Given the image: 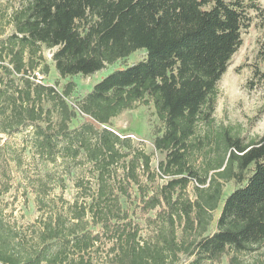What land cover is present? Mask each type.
Returning <instances> with one entry per match:
<instances>
[{
    "label": "trees",
    "instance_id": "trees-1",
    "mask_svg": "<svg viewBox=\"0 0 264 264\" xmlns=\"http://www.w3.org/2000/svg\"><path fill=\"white\" fill-rule=\"evenodd\" d=\"M262 11L258 0L0 4V132L30 129L42 160L90 167L85 181L75 180L72 201L40 220L30 243L0 206V264H215L228 251L264 245V134L245 142L222 132L212 176L189 161L190 148H199L190 143L196 125L212 119L216 83ZM43 48L61 78L91 75L137 50L145 55L71 102L72 81L61 90L34 81ZM139 102H150L162 124L152 148L167 178L156 189L146 183L155 175L152 152L111 127ZM229 180L236 186L224 195Z\"/></svg>",
    "mask_w": 264,
    "mask_h": 264
},
{
    "label": "rangeland",
    "instance_id": "rangeland-1",
    "mask_svg": "<svg viewBox=\"0 0 264 264\" xmlns=\"http://www.w3.org/2000/svg\"><path fill=\"white\" fill-rule=\"evenodd\" d=\"M263 8L262 13L255 17L252 25L243 31L242 44L232 55L226 71L216 83L215 108L212 119L208 123L199 122L190 143L189 161L199 174L209 170L215 159L222 153L221 134L226 130L241 137L245 142L257 139L264 134V0H258ZM5 8L16 4V0H0ZM5 26V20L1 27ZM0 27V28H1ZM10 27H5V33ZM43 62L35 69V75L40 76L39 82L55 85L58 90L67 81L74 83L70 101L84 95L91 86L114 69L130 65L145 55L143 50H137L128 57L106 64L99 71L83 76L81 74L61 78L55 71L50 54L51 50L42 49ZM47 65V71L43 66ZM258 70V73L253 70ZM263 74V75H261ZM37 78L34 81L37 82ZM111 127L121 133L131 136L147 153L152 152L151 169L154 170V180L146 181L148 187L156 189L166 180V176L157 170V162L163 155L153 150L152 140L160 133L162 124L157 119L150 102L136 103L131 109L124 110L111 121ZM33 136L30 129L19 133L6 134L0 132V151L8 166H0V206L3 219L9 222L22 234H27L28 242L32 231L40 225V220L52 214L54 210H62L66 202L72 201L77 188L76 179L86 180L89 176V164H73L70 161H60L51 164L42 160L32 147ZM80 162V161H79ZM6 163V164H7ZM4 165V164H3ZM195 180L188 184L186 192L194 199ZM236 186L234 180L223 184L226 195ZM94 188V186H92ZM220 207L212 214L210 230H214ZM142 222V219H139ZM146 228L142 235L146 233ZM149 232V230H148ZM235 255L234 257H232ZM232 258V259H230ZM215 264H264V245L247 253H232L228 251Z\"/></svg>",
    "mask_w": 264,
    "mask_h": 264
},
{
    "label": "built area",
    "instance_id": "built-area-1",
    "mask_svg": "<svg viewBox=\"0 0 264 264\" xmlns=\"http://www.w3.org/2000/svg\"><path fill=\"white\" fill-rule=\"evenodd\" d=\"M50 57H51V54H50ZM37 79H38L37 82H39L40 76L37 75Z\"/></svg>",
    "mask_w": 264,
    "mask_h": 264
}]
</instances>
